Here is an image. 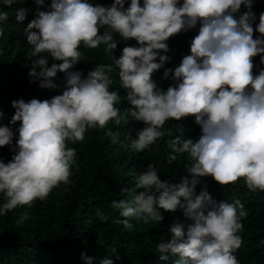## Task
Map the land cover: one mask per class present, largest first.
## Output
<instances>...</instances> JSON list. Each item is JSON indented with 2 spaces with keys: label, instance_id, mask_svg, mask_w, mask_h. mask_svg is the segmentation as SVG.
Wrapping results in <instances>:
<instances>
[{
  "label": "clouds",
  "instance_id": "9594fccd",
  "mask_svg": "<svg viewBox=\"0 0 264 264\" xmlns=\"http://www.w3.org/2000/svg\"><path fill=\"white\" fill-rule=\"evenodd\" d=\"M19 2L3 0V5L11 8ZM34 3L35 17L24 30L31 46L28 75L39 81L40 88H57L53 78L58 72L64 73L65 81L62 94L50 99L11 101L15 111L9 124L19 122V127L14 155L7 163L0 159V193L5 197L0 215L18 206L30 207L61 183H70L76 149L67 142H83L89 129H107L106 135L113 136L107 128L110 122H143L145 127L124 145L139 153L170 134L162 130L167 121L192 116L200 126L199 138H184L179 131L167 141L171 149L167 163L187 153V174L173 183L161 179L149 164L136 177V187L143 191L131 200L111 202L120 217L113 222L125 229L133 227L132 219L160 223L162 210L171 213L179 208L191 223L186 228L178 222L169 226L170 238L157 244L161 259H167L163 253H171L179 257L174 264H240L234 252L243 243L239 233L246 216L244 204L239 199L217 203L206 186L198 194L195 188L201 177L211 176L220 186L242 178L249 191L264 192V67L253 72L254 57L259 55L264 65V12L254 28V0H129L127 7L126 0H112L107 6L90 0H50L48 10H41L45 0ZM242 6L247 10L241 13ZM28 12L17 7L14 17L23 21ZM9 17V12L0 11V21ZM197 26L190 53L175 68L164 67L169 57L162 52L169 50V38ZM254 32L260 35L254 38ZM114 33L136 45L124 46L118 57L111 56L112 64L98 63L86 76L72 70L82 60L81 45L88 49L105 45L112 53L118 46ZM49 56L60 63L48 66ZM113 67L130 105L124 115L117 107L119 92L110 90ZM162 67L163 78L174 82L166 90L153 79ZM13 136L9 126L0 125V147L13 145ZM96 215L108 220L99 211ZM28 219L29 214L22 212L16 223ZM110 253L119 259L115 247ZM81 258L85 264L95 259L84 253ZM99 264L114 260L103 258Z\"/></svg>",
  "mask_w": 264,
  "mask_h": 264
},
{
  "label": "trees",
  "instance_id": "16d2710c",
  "mask_svg": "<svg viewBox=\"0 0 264 264\" xmlns=\"http://www.w3.org/2000/svg\"><path fill=\"white\" fill-rule=\"evenodd\" d=\"M91 3L110 5L112 0H90ZM129 0H126L125 7ZM50 0H45L41 10H48ZM29 9L25 20L17 21L14 10L17 7ZM36 5L34 0H21L11 8L3 5L0 0V11L9 12V19L0 21V125L9 126L13 133V145L0 147V159L5 163L11 160L14 152L12 148L18 137L16 131L19 122L10 125L15 109L11 101L23 98L25 102L32 98L50 99L52 96L62 94L65 75L58 72L53 82L58 85L55 89L40 88L39 81L33 80L28 73L32 66V59L28 57L30 45L27 43L25 28L35 17ZM247 9L242 6L241 13ZM252 11L257 19L264 12V0H254ZM198 27L172 36L167 41L169 50L163 55L169 57L164 67L175 68L182 57L190 53V43L197 34ZM31 29L30 31H34ZM101 33L104 29L101 28ZM260 35L254 32V38ZM118 46L112 53L105 51V45L96 49L80 47L82 60L73 67V71L80 70L86 76L87 72L96 64H112L111 56L118 57L124 46H135L136 41H127L114 33ZM50 66L54 61L48 57ZM254 74L264 67L260 64V56L253 58ZM164 67L153 74L158 87L166 90L174 82L163 78ZM118 69L113 67L110 77L113 84L110 90L119 92L120 102L117 107L121 115L127 113L130 105L126 101V90L120 87ZM31 81V82H30ZM145 127L143 122L129 119L127 123L115 125L110 122L113 136L106 135L107 129H89L83 142H67L68 147L76 149V165L72 167L70 183H61L54 188L44 200H35L29 206H18L7 215H0V264H85L81 253L94 257L92 264H99L103 258H111L114 264H174L179 258L178 254L163 253L167 259H161L157 251V244L170 238L169 226L181 223L187 227L191 223L184 215L182 209L175 212H163L164 220L160 223L150 221L144 223L132 219L131 229L114 223L119 217V210L111 207L113 200L127 198L131 200L143 191L136 187V177L147 170L149 164L155 166L161 179L178 183L180 177L186 175V165L190 163L187 153L178 154L176 161L167 163V156L171 149L167 141L183 131L184 138L194 141L201 134L200 126L195 124L194 117L189 116L180 121L174 119L165 123L162 130L166 133L164 138L148 149L136 153L124 145L130 144V138ZM115 137V139H113ZM201 183L196 185V194L201 187L219 203H229L239 199L244 204L246 216L241 219L243 229L239 233L243 239L242 246L234 252L240 264H264V192H251L241 178L235 184L220 186L211 176L201 177ZM121 188L131 191L121 194ZM5 197L0 193V206ZM97 211L108 216L107 221L97 217ZM27 212L29 219L23 224H17L20 213ZM115 247L119 259L110 253Z\"/></svg>",
  "mask_w": 264,
  "mask_h": 264
}]
</instances>
